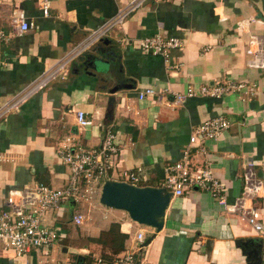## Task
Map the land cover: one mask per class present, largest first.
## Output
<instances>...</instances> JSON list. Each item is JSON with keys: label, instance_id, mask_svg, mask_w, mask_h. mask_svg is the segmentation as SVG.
<instances>
[{"label": "crops", "instance_id": "crops-1", "mask_svg": "<svg viewBox=\"0 0 264 264\" xmlns=\"http://www.w3.org/2000/svg\"><path fill=\"white\" fill-rule=\"evenodd\" d=\"M42 1L0 0V30L9 36L0 41V104L130 2L49 0L45 14ZM20 15L32 28L18 33L14 18ZM154 35L178 37L183 45L167 61L122 39ZM253 35L264 37V0L147 1L122 27L79 56L65 78L55 79L0 121V212L8 209L12 190L65 186L70 167L59 153L64 143L96 149L109 130L117 134L122 149L107 178L120 180L124 170H133L140 186L165 187V168L183 156L194 129L220 115L233 124L218 138L190 146L191 159L194 167L211 168L225 185L227 201L234 202L243 190V163L264 160V69L248 65ZM89 60H102L104 70ZM225 80L255 82L257 93L174 102L175 93L189 86ZM119 84L130 87L113 92ZM148 87L156 93L140 97ZM79 110L86 111L89 126L79 125ZM257 171L263 176L259 167ZM107 178L87 201L66 199L42 217L44 226L59 232L56 245L19 255L0 244V264H45L47 258L52 259L49 264H108V259L117 264L130 251L141 264H262L264 197L255 201L261 231L199 188L182 196L172 193L158 230L101 202ZM75 213L85 215L82 225L73 222ZM141 229L146 234L142 244L137 242Z\"/></svg>", "mask_w": 264, "mask_h": 264}, {"label": "built area", "instance_id": "built-area-1", "mask_svg": "<svg viewBox=\"0 0 264 264\" xmlns=\"http://www.w3.org/2000/svg\"><path fill=\"white\" fill-rule=\"evenodd\" d=\"M149 0H130L115 16L106 20L97 29L92 30L80 43L68 51L59 61L44 70L27 86L0 104V121L10 113L18 110L28 99L43 90L52 81L65 78L70 71V65L83 53L92 48L96 43L107 37L112 31L122 27L131 13L142 7ZM42 7L48 14L50 1L43 0ZM242 23L241 27L246 26ZM15 31L18 33L28 31L32 24L25 20L23 15L14 18ZM9 36L0 30V41L7 40ZM156 55H162L167 61L171 51L180 48L183 42L180 38L154 35L144 38H122ZM251 57L248 61L250 67L264 69V37L253 35L247 48ZM258 85L255 82L225 80L217 83H206L198 88L189 86L183 92L174 95V102L181 103L187 98L205 96L220 98L228 93H238L241 97L256 95ZM156 90L148 87L140 91V97L154 95ZM79 125L87 127L91 124L86 111L77 112ZM233 124V120L225 115H220L205 120L199 124L190 137L189 146L184 150L183 156L165 168L166 176L164 186L174 196H182L193 188L209 191L217 202L224 206L228 212L240 214L258 231L263 229V224L257 217L255 201L264 197V160L257 163L250 159L243 163V190L234 202L229 203L224 195L225 185L215 175L211 168L194 167L191 159V148L201 140L216 139L224 130ZM117 134L113 130L107 131L102 145L96 149H75L70 140L62 146L59 153L61 158L70 167V177L65 186L60 188L38 184L35 187H24L10 191L6 201L8 209L0 212V244L14 248L21 255L33 248H49L58 243L59 232L42 224V217L51 209L59 208L66 199L88 200L102 179L109 178L115 171L116 156L122 149L117 141ZM201 152L206 153L202 147ZM258 167L263 171L259 176ZM121 181L139 185L140 177L136 171L124 170L120 175ZM117 180V179H115ZM119 180V181H120ZM85 221L83 213H75L73 222L82 225ZM146 234L143 229L138 232L137 242L144 243ZM47 256L48 252L45 253ZM47 258L45 264H49ZM102 261L101 259H99ZM117 264H141L136 252L130 251L116 259ZM264 264V255L262 257Z\"/></svg>", "mask_w": 264, "mask_h": 264}, {"label": "water", "instance_id": "water-1", "mask_svg": "<svg viewBox=\"0 0 264 264\" xmlns=\"http://www.w3.org/2000/svg\"><path fill=\"white\" fill-rule=\"evenodd\" d=\"M93 62L96 68L104 70L102 60L96 62L89 60L88 64ZM122 86L130 87V85L119 84L112 91L116 92ZM171 195L172 192L166 187L140 186L107 178L102 186L101 202L109 207L126 211L131 219L139 224L161 230Z\"/></svg>", "mask_w": 264, "mask_h": 264}, {"label": "trees", "instance_id": "trees-1", "mask_svg": "<svg viewBox=\"0 0 264 264\" xmlns=\"http://www.w3.org/2000/svg\"><path fill=\"white\" fill-rule=\"evenodd\" d=\"M111 232H112V229H111L110 233H111ZM122 236L125 237V235H122ZM122 236H121V237H122ZM99 239H101V238H99ZM111 240H114V238H112ZM107 262H108V264H114L113 260H111V259H110V260L108 259Z\"/></svg>", "mask_w": 264, "mask_h": 264}, {"label": "rangeland", "instance_id": "rangeland-1", "mask_svg": "<svg viewBox=\"0 0 264 264\" xmlns=\"http://www.w3.org/2000/svg\"><path fill=\"white\" fill-rule=\"evenodd\" d=\"M79 204V206H80V204H81V202L80 203H78ZM79 229V228H78ZM78 232V231H77ZM79 233V232H78ZM81 239V238H80ZM87 240V239H86ZM87 242V241H86Z\"/></svg>", "mask_w": 264, "mask_h": 264}]
</instances>
